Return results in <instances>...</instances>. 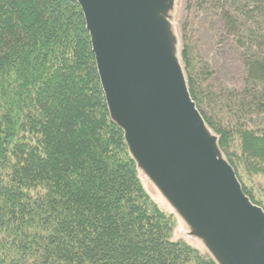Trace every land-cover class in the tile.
I'll use <instances>...</instances> for the list:
<instances>
[{
	"label": "trees",
	"instance_id": "16d2710c",
	"mask_svg": "<svg viewBox=\"0 0 264 264\" xmlns=\"http://www.w3.org/2000/svg\"><path fill=\"white\" fill-rule=\"evenodd\" d=\"M215 3L243 49L242 91L210 90L184 45L193 101L244 193L264 178V0ZM264 39V37H261ZM113 122L74 0H0V264H217L173 239Z\"/></svg>",
	"mask_w": 264,
	"mask_h": 264
},
{
	"label": "water",
	"instance_id": "95a60500",
	"mask_svg": "<svg viewBox=\"0 0 264 264\" xmlns=\"http://www.w3.org/2000/svg\"><path fill=\"white\" fill-rule=\"evenodd\" d=\"M113 122L138 169L217 264H264V210L244 193L193 101L176 0H74Z\"/></svg>",
	"mask_w": 264,
	"mask_h": 264
},
{
	"label": "rangeland",
	"instance_id": "374dc122",
	"mask_svg": "<svg viewBox=\"0 0 264 264\" xmlns=\"http://www.w3.org/2000/svg\"><path fill=\"white\" fill-rule=\"evenodd\" d=\"M173 24L179 40V53L184 45L193 52L195 58L207 65L213 73L210 77V90L242 91L245 84L246 69L243 62L244 51L237 41L229 36L215 3L203 0H176ZM259 42L263 41L264 30L258 33ZM264 52V47H263ZM141 180L151 199L172 218L174 223L173 239L184 241L198 249L202 255L209 253L203 244L188 234L187 226L177 216L155 186L141 172ZM254 195L264 203V178L257 179L255 186L250 185ZM186 264H196L194 261Z\"/></svg>",
	"mask_w": 264,
	"mask_h": 264
}]
</instances>
